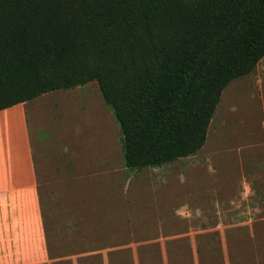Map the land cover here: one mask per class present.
Returning a JSON list of instances; mask_svg holds the SVG:
<instances>
[{
	"label": "rangeland",
	"instance_id": "rangeland-1",
	"mask_svg": "<svg viewBox=\"0 0 264 264\" xmlns=\"http://www.w3.org/2000/svg\"><path fill=\"white\" fill-rule=\"evenodd\" d=\"M27 114L55 264H99L96 252L106 247L116 248L113 264H132L133 250L145 264H256L252 240L264 235V59L226 88L206 145L158 167H125L120 127L96 82L38 98ZM134 235L139 245L131 249Z\"/></svg>",
	"mask_w": 264,
	"mask_h": 264
},
{
	"label": "trees",
	"instance_id": "trees-1",
	"mask_svg": "<svg viewBox=\"0 0 264 264\" xmlns=\"http://www.w3.org/2000/svg\"><path fill=\"white\" fill-rule=\"evenodd\" d=\"M263 59L264 0H0V112L96 82L129 170L197 154Z\"/></svg>",
	"mask_w": 264,
	"mask_h": 264
},
{
	"label": "crops",
	"instance_id": "crops-1",
	"mask_svg": "<svg viewBox=\"0 0 264 264\" xmlns=\"http://www.w3.org/2000/svg\"><path fill=\"white\" fill-rule=\"evenodd\" d=\"M133 237L129 247L136 249L139 243ZM170 237L159 238L167 241ZM252 249L256 264H262L264 235L261 241L253 238ZM115 250L106 247L96 252L101 256L99 264L115 263ZM132 252V264H145V259ZM0 264H55L45 236L27 104L0 112Z\"/></svg>",
	"mask_w": 264,
	"mask_h": 264
}]
</instances>
